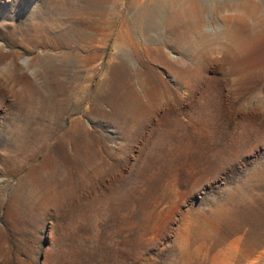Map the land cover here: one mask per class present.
Wrapping results in <instances>:
<instances>
[{"label": "rangeland", "instance_id": "374dc122", "mask_svg": "<svg viewBox=\"0 0 264 264\" xmlns=\"http://www.w3.org/2000/svg\"><path fill=\"white\" fill-rule=\"evenodd\" d=\"M33 1L0 0V264H264V0L75 37Z\"/></svg>", "mask_w": 264, "mask_h": 264}, {"label": "bare ground", "instance_id": "6f19581e", "mask_svg": "<svg viewBox=\"0 0 264 264\" xmlns=\"http://www.w3.org/2000/svg\"><path fill=\"white\" fill-rule=\"evenodd\" d=\"M95 1L96 0H35L33 1V6L35 4H40L42 10H44V14L39 16H45L51 12H58L66 15L68 20H72V23L68 28L67 35L70 37H75L79 36V34H82V29L86 23L91 24L95 21L90 19L88 22H85V20L81 19V15L85 10L92 9V13L94 12L96 6ZM86 2L89 4V6H86ZM137 17L141 20H144L146 18V12L144 10H140ZM54 70L55 71L52 70L54 75H57L59 70ZM46 82L49 84L51 81L46 80ZM37 184L43 185L45 182L40 181ZM31 190L33 191V189Z\"/></svg>", "mask_w": 264, "mask_h": 264}]
</instances>
